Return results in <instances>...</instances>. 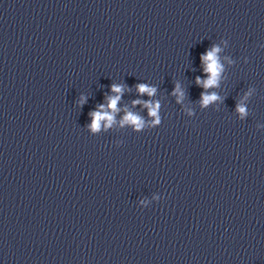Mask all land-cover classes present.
<instances>
[{
	"label": "clouds",
	"instance_id": "clouds-1",
	"mask_svg": "<svg viewBox=\"0 0 264 264\" xmlns=\"http://www.w3.org/2000/svg\"><path fill=\"white\" fill-rule=\"evenodd\" d=\"M220 51L221 48L219 46L213 45L208 51L201 55V62L204 66V72L208 74V78L206 80H201L200 77H197L196 83L198 85H202L205 89L218 86L220 74L223 71V65L220 63V58L218 55ZM136 87L140 94L146 93L149 96L154 95L156 91L154 87H150L143 83L138 84ZM112 92L116 93V95L108 97L107 106L101 104L98 106V110L89 113V115L92 117V123L89 125V128L93 132H97L101 129L102 122L105 129L110 128L112 124L115 123V114L120 111V109L117 107V104L121 98V94L123 93V87L114 84L112 85ZM173 94L177 96V102L182 101L184 93L180 90L179 85L176 86ZM218 99L219 97L215 93H201L202 106H207ZM84 100L85 98L82 97L81 104L84 103ZM139 103H141L139 100L133 101L134 105ZM144 106L149 109V115L155 118L153 121L154 125H160L161 118L158 115V110L160 107L159 103L148 101L144 102ZM125 111L126 114L120 121L122 126L126 124L132 125L136 130H140L144 127V120L142 117L130 111ZM237 111L240 113L241 118L247 114L246 107L243 104L237 105Z\"/></svg>",
	"mask_w": 264,
	"mask_h": 264
}]
</instances>
